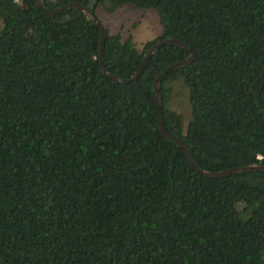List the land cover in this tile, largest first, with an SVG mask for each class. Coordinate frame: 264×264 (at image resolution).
Instances as JSON below:
<instances>
[{"label":"trees","instance_id":"1","mask_svg":"<svg viewBox=\"0 0 264 264\" xmlns=\"http://www.w3.org/2000/svg\"><path fill=\"white\" fill-rule=\"evenodd\" d=\"M154 8L156 37L77 6L0 0V264H264V0H42ZM97 16V15H96ZM134 79L130 78L150 46ZM187 88L189 118L171 106Z\"/></svg>","mask_w":264,"mask_h":264},{"label":"rangeland","instance_id":"2","mask_svg":"<svg viewBox=\"0 0 264 264\" xmlns=\"http://www.w3.org/2000/svg\"><path fill=\"white\" fill-rule=\"evenodd\" d=\"M96 15L112 32L120 31L123 37L130 34L139 48L145 41L161 32V24L154 8L136 7L125 3L107 11L104 4H100L96 9ZM171 98V106L182 111L185 119H188L190 114L188 93L181 79L174 82Z\"/></svg>","mask_w":264,"mask_h":264},{"label":"water","instance_id":"3","mask_svg":"<svg viewBox=\"0 0 264 264\" xmlns=\"http://www.w3.org/2000/svg\"><path fill=\"white\" fill-rule=\"evenodd\" d=\"M38 4L41 5L45 11L47 13H54L64 7H67V6H70V5H73V6H77L79 8H81L85 13L86 15L92 19L93 21H95L99 27H100V31H101V37H100V55H101V46L103 44V41H104V35H105V28H104V25L102 24V22L100 21V19L96 16L95 13H93L91 10L88 9V7L83 4V3H80V2H68L62 6H59V7H56V8H48L44 5V3L42 2V0H37ZM165 42H174V43H178V44H182L184 46L187 47V45L185 43H183L180 39L176 38V37H166V38H163V39H159L158 41H156L155 43H153L150 48L147 50V52L145 53L142 61L140 62L137 70L135 71V73L130 77V78H121L119 77L118 75L116 74H113L109 71L106 70L105 68V65H104V62H103V59L102 57L100 58L101 60V65H102V68L103 70L108 74L110 75L111 77L119 80V81H128V80H131V79H134L138 76L140 70H141V67L143 66L144 64V61L146 60V57L148 56L149 52L153 50V48H155L157 45L159 44H162V43H165ZM194 56V52L191 51V54L188 58L184 59V60H179V61H176V62H173V63H170L168 65H166L161 71L160 73L157 75L156 79H155V83H154V89H155V101H156V109H157V119H158V124H159V127L161 128V131H162V134L164 136H167L169 138H172L174 139L175 141H177L180 146L183 148V150L185 151L186 153V156H187V159L188 161L191 163V165L193 167H195L197 170L201 171L202 173L206 174V175H222V174H228V173H232V172H238V171H243V170H250V169H264V164H247V165H241V166H237V167H231V168H225V169H220V170H214V171H211V170H204L202 168H200L198 165H196L190 154H189V150H188V147L187 145L185 144V142L178 136L172 134L171 132H169L164 126H163V123L161 121V106H160V99H159V79L160 77L169 69L171 68H175V67H178L182 64H185L189 61L192 60Z\"/></svg>","mask_w":264,"mask_h":264}]
</instances>
